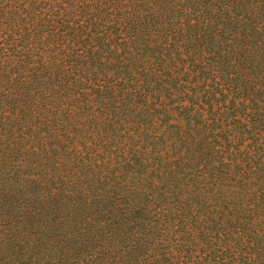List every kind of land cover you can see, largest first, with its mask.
Listing matches in <instances>:
<instances>
[{"label": "trees", "instance_id": "1", "mask_svg": "<svg viewBox=\"0 0 264 264\" xmlns=\"http://www.w3.org/2000/svg\"><path fill=\"white\" fill-rule=\"evenodd\" d=\"M0 264H264V0H0Z\"/></svg>", "mask_w": 264, "mask_h": 264}]
</instances>
